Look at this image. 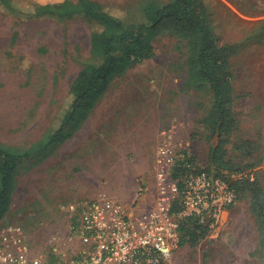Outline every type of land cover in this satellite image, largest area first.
Returning <instances> with one entry per match:
<instances>
[{
  "label": "rangeland",
  "instance_id": "rangeland-1",
  "mask_svg": "<svg viewBox=\"0 0 264 264\" xmlns=\"http://www.w3.org/2000/svg\"><path fill=\"white\" fill-rule=\"evenodd\" d=\"M57 4L65 0H31ZM133 24L145 0H100ZM167 1V0H166ZM220 44L244 40L264 20V0H205ZM86 19L23 21L0 11V141L29 146L63 111L70 87L88 64L100 63ZM155 56L112 80L90 117L46 155L20 164L17 190L2 222L21 224L31 252L50 260L69 252L67 233L79 200L107 195L132 211L158 198L155 156L159 146L190 152L204 167L210 143L202 120L212 104L208 87L187 84L188 46L171 34L154 40ZM240 122L233 141L264 146V45L250 43L232 58ZM70 152L68 153V151ZM72 153L76 155L69 156ZM264 190V163L257 169ZM248 200L228 208L221 225L196 247L186 243L168 264H259L255 221Z\"/></svg>",
  "mask_w": 264,
  "mask_h": 264
},
{
  "label": "trees",
  "instance_id": "trees-1",
  "mask_svg": "<svg viewBox=\"0 0 264 264\" xmlns=\"http://www.w3.org/2000/svg\"><path fill=\"white\" fill-rule=\"evenodd\" d=\"M112 9L100 0H65L57 4L0 0V11L23 21L86 19L92 29V53L101 57L100 63L88 64L79 72L63 111L43 137L23 147L0 141V222L11 209L20 164L46 155L53 145L69 139L70 129L90 117L112 80L153 58L156 54L154 40L160 35L171 34L186 41L188 46L187 84L197 89L208 87L212 92V104L202 120L210 143L208 162L202 169L231 180L238 193V202L248 200L258 236L253 254L259 264H264V190L257 172L264 163V146L254 138L233 141L240 122L233 109L238 95L232 64V58L250 43L264 45V20L259 21L241 42L220 44L213 27V15L205 0H145L140 4V20L133 24L113 14ZM191 162L197 164L193 154ZM184 164L178 161L174 165V179H179L186 171ZM233 175L236 176L232 178ZM173 210H180L178 201L173 204ZM180 231V247L186 243L196 247L211 230L188 218L182 221Z\"/></svg>",
  "mask_w": 264,
  "mask_h": 264
},
{
  "label": "built area",
  "instance_id": "built-area-1",
  "mask_svg": "<svg viewBox=\"0 0 264 264\" xmlns=\"http://www.w3.org/2000/svg\"><path fill=\"white\" fill-rule=\"evenodd\" d=\"M191 158L170 143L159 146L154 161L158 198L150 208L132 211L103 194L70 205L69 252L56 246L57 256L50 260L32 254L21 224L1 221L0 264H168L180 249L182 221L193 218L215 230L238 202L231 180L204 171ZM178 161L186 171L174 179ZM177 201L180 210L174 211Z\"/></svg>",
  "mask_w": 264,
  "mask_h": 264
},
{
  "label": "crops",
  "instance_id": "crops-1",
  "mask_svg": "<svg viewBox=\"0 0 264 264\" xmlns=\"http://www.w3.org/2000/svg\"><path fill=\"white\" fill-rule=\"evenodd\" d=\"M70 152V150L68 151V153ZM77 153H72V154H70L69 156H72V155H76ZM127 205H129V204H127ZM127 205L125 206V204H124V206L127 208Z\"/></svg>",
  "mask_w": 264,
  "mask_h": 264
}]
</instances>
